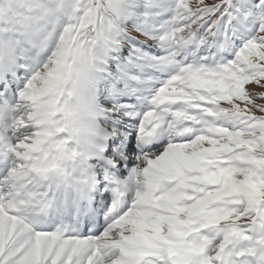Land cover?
<instances>
[{"label": "snow or ice", "instance_id": "obj_1", "mask_svg": "<svg viewBox=\"0 0 264 264\" xmlns=\"http://www.w3.org/2000/svg\"><path fill=\"white\" fill-rule=\"evenodd\" d=\"M0 264H264V0H0Z\"/></svg>", "mask_w": 264, "mask_h": 264}, {"label": "rangeland", "instance_id": "obj_2", "mask_svg": "<svg viewBox=\"0 0 264 264\" xmlns=\"http://www.w3.org/2000/svg\"><path fill=\"white\" fill-rule=\"evenodd\" d=\"M259 91V89H257Z\"/></svg>", "mask_w": 264, "mask_h": 264}]
</instances>
